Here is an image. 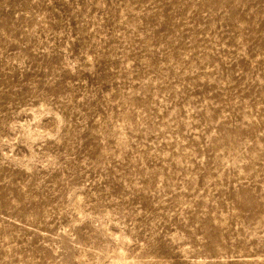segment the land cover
<instances>
[{
	"label": "rangeland",
	"instance_id": "obj_1",
	"mask_svg": "<svg viewBox=\"0 0 264 264\" xmlns=\"http://www.w3.org/2000/svg\"><path fill=\"white\" fill-rule=\"evenodd\" d=\"M0 264H264V0H0Z\"/></svg>",
	"mask_w": 264,
	"mask_h": 264
}]
</instances>
